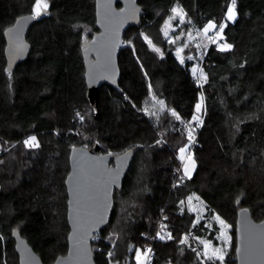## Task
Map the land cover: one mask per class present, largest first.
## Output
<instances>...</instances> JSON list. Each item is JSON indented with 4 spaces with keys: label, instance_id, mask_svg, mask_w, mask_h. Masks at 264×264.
Wrapping results in <instances>:
<instances>
[{
    "label": "trees",
    "instance_id": "1",
    "mask_svg": "<svg viewBox=\"0 0 264 264\" xmlns=\"http://www.w3.org/2000/svg\"><path fill=\"white\" fill-rule=\"evenodd\" d=\"M44 1L26 32L27 54L9 71L3 30L36 0H0V264H18L13 228L46 264L66 252L64 179L76 144L132 151L109 221L92 238L95 264H137L136 251L149 245V264H215L194 238L215 241L217 225L195 220L184 206L189 196L231 226L225 260L235 264L238 207L264 217V0H235L233 21L232 0H139L140 21L122 37L131 45L119 48L118 84L100 85L92 100L80 45L97 30L94 0ZM175 4L196 28L224 23L232 45L222 51L211 42L200 77L162 35ZM30 134L37 147L25 146ZM189 142L195 166L185 176L178 152Z\"/></svg>",
    "mask_w": 264,
    "mask_h": 264
},
{
    "label": "water",
    "instance_id": "2",
    "mask_svg": "<svg viewBox=\"0 0 264 264\" xmlns=\"http://www.w3.org/2000/svg\"><path fill=\"white\" fill-rule=\"evenodd\" d=\"M95 30L81 42L87 95L92 100L100 85L117 86L119 48L124 32L140 21L139 0H94ZM36 15L17 16L3 30L6 68L12 71L29 49L26 32ZM132 151H99L76 144L69 150V170L64 179L67 194V249L48 264H95L92 238L104 227L113 207V193L127 171ZM235 264H264V217L255 220L246 206L235 219ZM11 236L18 264H46L17 228ZM239 249L240 251H237Z\"/></svg>",
    "mask_w": 264,
    "mask_h": 264
},
{
    "label": "rangeland",
    "instance_id": "3",
    "mask_svg": "<svg viewBox=\"0 0 264 264\" xmlns=\"http://www.w3.org/2000/svg\"><path fill=\"white\" fill-rule=\"evenodd\" d=\"M231 6L232 5H230L229 7ZM173 9H177V12H173ZM32 13L35 14V7ZM229 21H233V20H229ZM210 22L213 23L212 21H209L202 28H196L192 26L189 20L185 17L180 6L175 4L170 9L169 14L166 16V18L164 19V21L162 22L160 26L161 32H162V35L165 41L167 43H171L174 45V53L177 56V58L193 60L192 72L198 77L201 76V61H202V58L204 56V53L208 45L211 42L215 41L217 46L221 48V45L226 43L223 39L222 33L220 34L222 38H218L216 35L217 32H219V25L224 24V23H219V24L213 23L217 27L209 29V31L205 33L204 29L207 25H209ZM87 32H89V30H87ZM165 33H167V35H165ZM122 44L131 45L129 41H125L123 39H122ZM178 50L180 51L178 52ZM157 104H159L162 108L164 107V104H161L160 102H158ZM197 104H200L201 107L199 111H197V108H196V114L194 116H196L197 119L193 120L195 122L200 121L202 117V113L204 109L203 99L201 98L200 102H198ZM168 111L170 113H173L171 109H169ZM192 131H193V128L191 127L190 131H188V134ZM31 137H35V136L32 134L26 136V138L24 139V144H25V141H28ZM33 143L38 144L36 137ZM25 146L31 147L28 144H25ZM190 146H191V142H189L187 145H185L182 148L184 149V152H181V150L178 152V157L180 160V168L178 172H180V174L185 175V176H190L195 166ZM186 166H187V171H186ZM184 206L195 214V220L197 222L199 220H203L206 218L209 221L208 224H210L211 222H214L217 225V231L214 235L215 241H213L210 238H205V237H195L194 238L196 246L200 248V254L202 256V259L204 261H214L215 264H226L225 257L228 253L230 243H231V232H230L231 226L227 222H225L223 219H221L219 216H217L216 214H213L212 216L208 215L205 204L196 196H189L185 200ZM216 217H219V220H217ZM220 220L224 221V224L229 225L230 227L225 228L223 225H221ZM222 233H225L229 239L225 240L224 238H222ZM95 238L98 239L99 236L96 235ZM184 240L187 241L188 238L184 236ZM206 243L209 245L208 256L211 255L212 250L221 249V254L224 257L222 261L219 259H208V256L205 255V244ZM138 252L140 253L139 259H137ZM148 256H149V253L146 252V249H144L143 251L142 250L136 251L135 257H136L137 264H149V262H147Z\"/></svg>",
    "mask_w": 264,
    "mask_h": 264
},
{
    "label": "snow or ice",
    "instance_id": "4",
    "mask_svg": "<svg viewBox=\"0 0 264 264\" xmlns=\"http://www.w3.org/2000/svg\"><path fill=\"white\" fill-rule=\"evenodd\" d=\"M48 5L46 2H44V0H36V4H35V15L36 16H39L41 14L42 11H45L47 9ZM173 12H177V9H173ZM236 17V13H235V0H232V6L228 8V12H227V19L228 20H234ZM225 25L221 24L219 25V32H217V37L218 38H222L220 36V34L222 33L223 31V28H224ZM217 26L213 23H209V25H207L204 29L205 33H207L209 31V29H212V28H216ZM165 35H167V33H165ZM147 39V38H146ZM215 42V41H213ZM149 43H151L149 41ZM232 45L230 44H223L221 45V50L222 51H226V50H229L231 49ZM156 51H159V49H156ZM180 50H178L179 52ZM195 72V70H194ZM161 104H163V102H161ZM200 107L201 105L200 104H197L196 108H197V111L200 110ZM173 115H176L175 112L172 113ZM81 119H83L81 117ZM177 119H179V117L177 116ZM197 117L194 116L193 117V120H196ZM190 137H191V134H189ZM33 141H35V137H31L28 141H25V144H28L29 146L31 147H37L38 145L33 143ZM181 152H184V149H181ZM183 158V157H182ZM186 171H187V166H186ZM217 220H219V217H216ZM220 223L221 225H223L225 228L227 227H230L229 225H225L224 224V221L220 220ZM222 238H224L225 240L229 239L225 233H222ZM183 242V241H182ZM208 248H209V245L206 243L205 244V255L208 256ZM237 251H240L239 249H237ZM139 256H140V253L138 252L137 253V259H139ZM223 255L221 254V249H214L212 250V253L210 256H208V259H219V260H223Z\"/></svg>",
    "mask_w": 264,
    "mask_h": 264
},
{
    "label": "built area",
    "instance_id": "5",
    "mask_svg": "<svg viewBox=\"0 0 264 264\" xmlns=\"http://www.w3.org/2000/svg\"><path fill=\"white\" fill-rule=\"evenodd\" d=\"M196 80H197V83L198 84H200V79L197 77L196 78ZM189 134H191V137H190V135H189V137L192 139V140H194L195 139V133L192 131V132H190ZM96 237V236H95ZM155 237H156V235H155ZM152 245H149V246H147L146 247V252H148L149 253V256H148V258H147V262H149V260L151 259V255H152Z\"/></svg>",
    "mask_w": 264,
    "mask_h": 264
}]
</instances>
